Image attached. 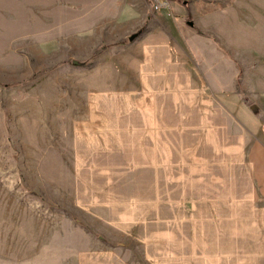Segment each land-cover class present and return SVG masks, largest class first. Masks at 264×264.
<instances>
[{
  "label": "rangeland",
  "instance_id": "1",
  "mask_svg": "<svg viewBox=\"0 0 264 264\" xmlns=\"http://www.w3.org/2000/svg\"><path fill=\"white\" fill-rule=\"evenodd\" d=\"M200 1L208 13L188 12V29L199 35L207 27L203 35L216 44V17L227 22L225 88L233 75L236 91L264 92V0L187 4ZM139 34L81 49L88 45L73 43L57 0H0V264H77L87 216L73 205L76 184L119 172L131 187L132 160L143 158V108L158 109L159 158L175 169L164 177L187 186V88L175 96L165 84L167 92L152 96L137 64ZM186 55L199 63L188 47ZM248 60L251 66L238 65ZM210 70L192 66L194 76ZM243 101L264 107L262 97Z\"/></svg>",
  "mask_w": 264,
  "mask_h": 264
},
{
  "label": "crops",
  "instance_id": "2",
  "mask_svg": "<svg viewBox=\"0 0 264 264\" xmlns=\"http://www.w3.org/2000/svg\"><path fill=\"white\" fill-rule=\"evenodd\" d=\"M57 1L62 17L71 19L73 43L88 45L81 49L122 42L140 30L137 64L152 96L187 88V186L164 177L175 169L162 165L170 158H159L158 109L143 108V158L132 160L131 187L119 172L76 184L73 205L87 216L77 264H264V107L243 101L264 92L236 91L233 75L225 88L219 68L227 22L216 17L221 43L213 44L203 35L207 27L199 35L187 28L188 12L208 13L202 1L172 0L155 13L148 0ZM90 30L101 39L89 38ZM187 47L198 64L187 58ZM197 65L211 74L194 76Z\"/></svg>",
  "mask_w": 264,
  "mask_h": 264
},
{
  "label": "built area",
  "instance_id": "3",
  "mask_svg": "<svg viewBox=\"0 0 264 264\" xmlns=\"http://www.w3.org/2000/svg\"><path fill=\"white\" fill-rule=\"evenodd\" d=\"M169 6L168 0H149V10L152 13Z\"/></svg>",
  "mask_w": 264,
  "mask_h": 264
},
{
  "label": "water",
  "instance_id": "4",
  "mask_svg": "<svg viewBox=\"0 0 264 264\" xmlns=\"http://www.w3.org/2000/svg\"><path fill=\"white\" fill-rule=\"evenodd\" d=\"M133 37L131 36V37H129V39H132Z\"/></svg>",
  "mask_w": 264,
  "mask_h": 264
}]
</instances>
